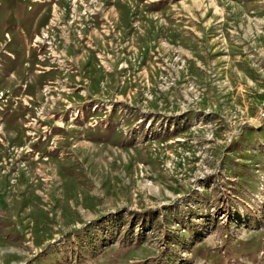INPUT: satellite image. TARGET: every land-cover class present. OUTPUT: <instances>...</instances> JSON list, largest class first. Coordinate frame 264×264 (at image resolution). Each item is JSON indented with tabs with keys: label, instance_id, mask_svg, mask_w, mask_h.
Segmentation results:
<instances>
[{
	"label": "rangeland",
	"instance_id": "rangeland-1",
	"mask_svg": "<svg viewBox=\"0 0 264 264\" xmlns=\"http://www.w3.org/2000/svg\"><path fill=\"white\" fill-rule=\"evenodd\" d=\"M264 0H0V264H264Z\"/></svg>",
	"mask_w": 264,
	"mask_h": 264
},
{
	"label": "built area",
	"instance_id": "built-area-1",
	"mask_svg": "<svg viewBox=\"0 0 264 264\" xmlns=\"http://www.w3.org/2000/svg\"><path fill=\"white\" fill-rule=\"evenodd\" d=\"M262 115H264V112H262Z\"/></svg>",
	"mask_w": 264,
	"mask_h": 264
}]
</instances>
